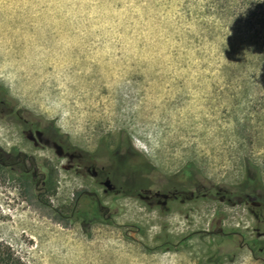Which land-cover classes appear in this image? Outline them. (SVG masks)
Instances as JSON below:
<instances>
[{
  "label": "rangeland",
  "instance_id": "1",
  "mask_svg": "<svg viewBox=\"0 0 264 264\" xmlns=\"http://www.w3.org/2000/svg\"><path fill=\"white\" fill-rule=\"evenodd\" d=\"M220 3L0 0V152L51 170L44 192L42 174L0 167V243L22 262L215 264L221 253L220 264H264L262 245L210 226L216 210L230 212L214 191L168 214L107 195L83 157L57 144L105 159L127 144L130 163L151 164L161 184L188 166L204 188L249 178L264 188V31L250 28L240 0ZM253 225L237 217L222 228Z\"/></svg>",
  "mask_w": 264,
  "mask_h": 264
},
{
  "label": "flooded vegetation",
  "instance_id": "2",
  "mask_svg": "<svg viewBox=\"0 0 264 264\" xmlns=\"http://www.w3.org/2000/svg\"><path fill=\"white\" fill-rule=\"evenodd\" d=\"M47 126L48 129L46 128L44 132L51 135L54 141V129L51 128L50 124H47ZM50 128L51 130L48 131ZM60 147L64 151L69 150L73 160H77V157L80 155L83 157L82 163L85 173L93 181L95 180L97 185L104 188L107 195L143 198L150 206L161 207L168 214H171L173 211H181V208L188 203L197 204L203 199H209L206 192L214 191V195L210 198L214 201H221L230 210V212L225 213L219 210L215 211L210 223V226L215 229V233L222 236L226 235L228 240L238 242L241 245H247L249 248L250 243H258L260 246H263H261V249L264 250V193L262 192L264 188L257 179L249 178L247 184L251 185L232 187L225 190L212 183L204 188V186L202 187V183L197 181L193 170L187 166L175 176L166 177L165 181L161 184L159 182V174L151 164L143 162L132 165L130 163L129 159L131 158L130 155H133V150L127 144H119L110 157L106 159L98 155L78 151L70 145L65 144L60 145ZM74 153H76L75 156ZM20 164L24 166L26 174L32 173L34 178L42 174L43 180L37 189L47 192L51 170L46 165L42 164L38 166L32 157H22L20 152L18 154L16 152H10V154L0 152V167L4 169L9 168L12 171L18 170L23 174L24 170L19 167ZM41 168L44 169V172H39ZM33 169H35L34 172ZM120 170H122L121 172L125 170V172L130 174V182L126 183L124 180H119V177L122 175ZM203 190L205 191L203 192ZM88 192L98 198L96 191L89 190ZM96 204L99 206L100 211H107L110 217L117 214L111 208L102 207L98 200ZM94 211H96L95 208ZM182 213L185 214L187 212L185 210ZM236 215L240 219L251 218L254 223L250 227L252 230L242 231L232 228L224 233L222 228L223 222L227 219L237 218ZM94 221L89 220V225L96 223ZM218 255L213 260L215 264H220V256L222 254Z\"/></svg>",
  "mask_w": 264,
  "mask_h": 264
},
{
  "label": "trees",
  "instance_id": "3",
  "mask_svg": "<svg viewBox=\"0 0 264 264\" xmlns=\"http://www.w3.org/2000/svg\"><path fill=\"white\" fill-rule=\"evenodd\" d=\"M222 0H210V3L212 4L213 8H223V5H221ZM231 0H224V3L228 4V2ZM234 1V0H232ZM242 4V12L244 13V16L248 18L247 24L250 26V28L255 29V28H261V30L264 31V0H240ZM252 7L254 10H252ZM260 17V23L259 25L253 23V17ZM56 136L59 138H64L67 136L60 135L59 131H55ZM66 140V138H65ZM65 140L64 144L59 142V145H65ZM58 142V141H57ZM67 142V141H66ZM88 231V229L86 230ZM0 264H25L22 262L21 258L18 257L15 252L8 247L7 245L0 243Z\"/></svg>",
  "mask_w": 264,
  "mask_h": 264
},
{
  "label": "bare ground",
  "instance_id": "4",
  "mask_svg": "<svg viewBox=\"0 0 264 264\" xmlns=\"http://www.w3.org/2000/svg\"><path fill=\"white\" fill-rule=\"evenodd\" d=\"M60 123V122H59ZM136 211V210H135ZM196 229V228H195ZM170 257V256H169ZM181 258V257H180ZM161 259V258H160ZM164 260V259H163Z\"/></svg>",
  "mask_w": 264,
  "mask_h": 264
}]
</instances>
